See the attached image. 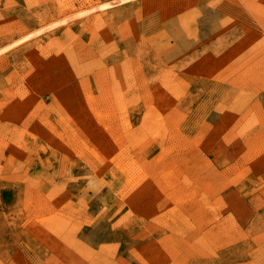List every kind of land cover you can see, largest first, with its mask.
<instances>
[{
  "label": "rangeland",
  "instance_id": "1",
  "mask_svg": "<svg viewBox=\"0 0 264 264\" xmlns=\"http://www.w3.org/2000/svg\"><path fill=\"white\" fill-rule=\"evenodd\" d=\"M113 1L0 0V264H264V0Z\"/></svg>",
  "mask_w": 264,
  "mask_h": 264
},
{
  "label": "bare ground",
  "instance_id": "2",
  "mask_svg": "<svg viewBox=\"0 0 264 264\" xmlns=\"http://www.w3.org/2000/svg\"><path fill=\"white\" fill-rule=\"evenodd\" d=\"M118 1H120V0H114L113 2H104V3H102V5H99L98 7L97 6H94V4L93 5H91V6H89L90 8L88 9V7L87 8H81V9H79V10H77V11H73L74 13H72V12H67L68 13V16L66 17H64V15L65 14H67V13H65L64 12V10L63 11H61L59 8H57L55 11L53 10V11H50V12H48L46 15L47 16H52V12H57V13H59L58 15H59V17H61L60 18V21H65L66 22V24H70V25H68L67 27H65V30H69V31H71V25L72 24H74V21L75 20H77V19H80V18H82L81 20H80V23L82 24V28L84 29V28H88V27H91L94 23H96V22H98L99 20H98V17H96V15L94 16V14H96V13H101L102 11H104V10H106L107 8H105L106 6H108L109 4H111V3H117ZM163 1H167V0H147L146 1V3H144L143 5H145L146 7L148 6V7H151L150 5L152 4V3H160V2H162V4H163ZM168 2V1H167ZM170 2V1H169ZM85 4V3H84ZM173 4H174V2H173ZM173 4H171V5H173ZM159 5H161V3L159 4ZM170 5V4H169ZM170 5V6H171ZM152 6H154V5H152ZM156 6V5H155ZM155 6H154V8H155ZM157 7L158 6H156V9H157ZM166 7V6H165ZM175 7V6H174ZM105 8V9H104ZM151 8H153V7H151ZM162 8V7H161ZM167 8V7H166ZM169 8V7H168ZM109 9V8H108ZM158 9H159V7H158ZM145 10H147V8H145ZM144 10V11H145ZM149 10H151V9H149ZM149 10H148V12H149ZM154 10V9H153ZM152 10V11H153ZM165 10V9H164ZM66 11V10H65ZM155 11V10H154ZM160 11V10H159ZM163 11V10H162ZM121 11L119 10V12L118 11H116L114 14L116 15H119V13H120ZM142 12V11H141ZM147 12V11H146ZM161 13H163L164 14V12H161ZM63 14V15H62ZM142 14V13H141ZM144 14V13H143ZM89 15V16H88ZM152 15V14H151ZM160 15V14H159ZM158 15V16H159ZM63 16V17H62ZM125 16V15H124ZM144 16V15H143ZM161 16V15H160ZM84 17V18H83ZM141 17V16H140ZM67 18V19H66ZM74 18V19H73ZM146 18H147V16H146ZM67 20V21H66ZM72 20H74L73 22H72ZM69 21V22H68ZM160 21V20H159ZM161 22V21H160ZM160 22H154L153 20H151L150 18H148V19H146L145 20V23L143 24V29L145 30L147 27H148V23H151V24H154V25H160L161 23ZM127 24V23H126ZM103 25H105V24H103ZM134 25V24H133ZM162 25V24H161ZM99 27H100V25H99ZM104 27V26H103ZM132 27V26H131ZM101 28V27H100ZM99 28V29H100ZM92 29V28H91ZM87 30V29H86ZM95 30V29H94ZM92 31H93V29H92ZM97 31H99V30H97ZM132 31H134V30H132ZM90 32H91V30H90ZM96 33V32H95ZM97 34V33H96ZM95 34V35H96ZM76 36H77V34H75ZM90 35H91V33H90ZM90 35H88V38H89V36ZM92 36V35H91ZM93 36H94V31H93ZM90 39H92V37H90ZM82 41H84V40H82ZM92 41V40H91ZM90 42V41H89ZM82 43V42H81ZM80 62V61H79ZM113 66V65H112ZM103 68V67H102ZM107 68V66H105V69ZM151 74H149V78H151V81L152 82H154V80H157V85L156 86H154V85H152V87H150L151 88V91L152 92H150V93H152V100H156L157 99V95H156V93L158 92L159 93V91H160V89H162V88H165V89H174V88H179V87H182V86H189V84H190V80H189V78H188V80H187V78H186V80H184V79H177L176 77H178V75L180 74L178 71H175V73L174 72H171V73H168V74H166V75H164V78L163 79H160V80H158V78H157V76L158 77H160L161 76V74H157V72L156 71H151L150 72ZM181 74H184L183 76H186V75H188L187 73H181ZM216 74H217V72H216ZM108 75V74H107ZM198 75V74H197ZM111 76H114V80H113V82L112 83H110L109 85H111V87L113 86V88L114 87H116L117 86V81H119V80H116V75H113V74H111ZM163 76V75H162ZM162 76H161V78H162ZM199 76V75H198ZM85 77V76H84ZM100 77V76H99ZM187 77V76H186ZM189 77V76H188ZM79 78V77H78ZM154 78H156V79H154ZM184 78V77H183ZM195 78V77H194ZM199 78V82L196 80V81H192V82H194L195 83V85H198V84H205L204 83V80H203V77H202V75L201 76H199L198 77ZM98 80V79H97ZM221 80V79H220ZM82 82V81H84V79H81V80H79V82ZM89 83V82H88ZM102 86V85H101ZM120 88H121V86H120ZM164 89V90H165ZM199 89V88H198ZM148 90V89H147ZM146 90V91H147ZM150 90V89H149ZM181 90H183V89H181ZM87 92L86 93H82V99H83V101H90L91 100V98H92V90H91V87H90V85L88 86V88H87V90H86ZM109 91H110V89H109ZM185 91V90H184ZM201 91H203L202 89H201ZM84 92V91H83ZM113 92V91H112ZM63 93H64V91H63ZM80 93V92H79ZM102 93V92H101ZM143 93V92H142ZM162 93H163V91H162ZM167 93V92H166ZM194 93H196V92H194ZM201 93V92H200ZM160 94V93H159ZM164 95H166L165 94V92L163 93ZM178 94V93H177ZM98 95V94H97ZM134 95V94H133ZM143 95V94H142ZM142 95H140V97H142ZM148 95H149V93H148ZM162 95V94H161ZM161 95L159 96V97H161ZM167 95H168V93H167ZM166 95V96H167ZM180 95V94H179ZM178 95V96H179ZM193 95V94H192ZM191 95V96H192ZM137 96V95H136ZM136 96H134V98L136 97ZM147 96V95H146ZM146 96L144 97L145 98V101H148V100H150V96L148 97V98H146ZM172 96V95H171ZM170 96V97H171ZM177 96V97H178ZM183 96V95H182ZM194 96V95H193ZM196 96V95H195ZM99 97V96H98ZM112 97V96H111ZM111 97H109V98H111ZM170 97H168V98H170ZM190 97V96H189ZM95 98H97V96H95ZM128 98V97H127ZM132 98V97H131ZM131 98H129V99H131ZM133 98V99H134ZM162 98H165V97H162ZM168 98H166V100L168 99ZM173 98H175V97H173ZM181 98V97H180ZM98 99V98H97ZM106 99V98H105ZM115 100V101H119V102H122L123 100H124V98L123 97H120V96H116V97H112L111 98V100ZM137 100H142L141 98H136ZM136 99H134V101L136 100ZM95 100V99H94ZM132 100V99H131ZM158 100V99H157ZM165 100V99H164ZM165 100V101H166ZM97 101V100H96ZM95 101V102H96ZM100 101V100H99ZM159 101V100H158ZM164 101V102H165ZM169 101V100H168ZM129 102V101H128ZM150 102V101H149ZM162 102H163V100H162ZM161 102V103H162ZM167 102V101H166ZM175 101H173V103H174ZM187 102V101H186ZM32 103V102H31ZM61 103V102H60ZM118 103V102H117ZM124 103V102H123ZM152 103H153V101H152ZM159 103H160V101H159ZM170 103V102H169ZM172 103V100H171V103L170 104H173ZM176 103V102H175ZM62 104V103H61ZM76 103L74 102V105H75ZM92 104V103H91ZM95 104V103H94ZM102 104H104V103H102ZM120 104V103H119ZM125 104H128V103H125ZM134 104V103H133ZM153 104H155V103H153ZM156 104H158V103H156ZM155 104V105H156ZM165 104V103H164ZM167 104H168V102H167ZM178 104V103H177ZM186 104H189V103H186ZM85 105V104H84ZM93 105V104H92ZM114 105V104H113ZM121 105H122V103H121ZM147 105V104H146ZM64 106V105H63ZM87 106V105H86ZM99 106V105H98ZM149 106V105H148ZM151 106V105H150ZM154 106V105H153ZM160 106H162V104L160 105ZM158 107L160 110H161V107ZM170 106V105H169ZM168 106V107H169ZM172 106H174V105H172ZM185 106V105H184ZM184 106H181V107H184ZM35 107V106H34ZM116 107V106H115ZM157 107V106H156ZM163 107H165V105H163ZM171 107V106H170ZM65 108V107H64ZM100 108V107H99ZM121 108V107H120ZM149 108H151V107H149ZM67 109V108H66ZM65 109V110H66ZM90 109H92V108H90ZM117 109V108H116ZM165 109V108H164ZM176 109L177 110H175V111H178V108L176 107ZM181 109V108H180ZM185 109V108H184ZM188 110H189V108H187ZM187 109H185L186 111H187ZM15 110V109H14ZM123 110V109H122ZM158 110V109H157ZM117 111V110H116ZM170 111H172V110H170ZM169 111V112H170ZM68 112V111H67ZM157 112V111H156ZM162 112V111H161ZM168 112V111H167ZM178 112H180V110L178 111ZM185 112V111H184ZM188 112V111H187ZM119 113V112H118ZM124 113V112H123ZM126 113V112H125ZM143 113V112H142ZM160 113V112H159ZM166 113V112H165ZM171 113H167V117H171V116H168V115H170ZM178 114V113H177ZM177 114H175L176 116H178ZM181 113H179V115H180ZM10 115H12V114H10ZM14 115V114H13ZM114 115V114H113ZM113 115H111V116H113ZM172 115V114H171ZM126 116H127V114H126ZM125 116V117H126ZM182 116H183V114H182ZM27 117H29V116H27ZM167 117H165V119H168ZM12 118H14V117H12ZM108 118V117H107ZM119 119H120V117H118ZM123 118V117H122ZM175 118V117H174ZM79 119V118H78ZM82 119V118H81ZM125 119H127V118H125ZM172 119V118H171ZM170 118H169V120H171ZM175 119H182V118H175ZM72 120V119H71ZM89 120V119H88ZM109 120V119H108ZM113 120H115V119H113ZM112 120V118H111V121H113ZM172 120H174V119H172ZM28 121V120H27ZM50 121V120H49ZM95 121V120H94ZM105 122H106V120H104ZM110 121V120H109ZM108 121V122H109ZM118 121V120H117ZM127 121H129V120H127ZM36 122V121H35ZM115 122V121H114ZM162 122L163 123H165L163 120H162ZM169 122V121H168ZM25 123V122H24ZM50 123H52L51 121H50ZM75 123V122H74ZM110 123V122H109ZM108 123V124H109ZM121 123V122H120ZM173 123H176V121L174 122L173 121ZM172 123V124H173ZM178 123H179V121H178ZM26 124V123H25ZM28 125H29V123H27ZM53 124V123H52ZM107 124V123H106ZM107 124V125H108ZM111 124V123H110ZM171 124V125H172ZM98 125V124H97ZM170 125V126H171ZM174 125V124H173ZM74 126H75V124H74ZM76 126H77V124H76ZM75 126V127H76ZM120 125H118L117 127H119ZM169 126V127H170ZM31 127V126H30ZM74 127V128H75ZM107 127V126H106ZM173 127V126H172ZM176 127V126H175ZM26 128H27V126H26ZM25 128V129H26ZM94 128H96V127H94ZM99 128V127H98ZM112 128V127H111ZM73 129V128H72ZM77 129H78V127H77ZM76 129V130H77ZM93 129V128H92ZM113 129V128H112ZM120 129H121V127H120ZM171 129V128H170ZM169 129V130H170ZM172 129H175V128H172ZM172 129H171V131H172ZM23 130V129H22ZM29 130V129H28ZM46 130V129H45ZM80 130V129H79ZM79 130H77V132L79 131ZM111 130V129H110ZM122 130V129H121ZM177 130H178V128H177ZM30 131V130H29ZM61 131V130H60ZM64 131V130H63ZM66 131V130H65ZM84 131V130H83ZM91 131V130H90ZM94 131V130H93ZM107 131V130H106ZM112 131V130H111ZM114 131V130H113ZM112 131V132H113ZM117 131V130H116ZM115 131V132H116ZM123 131V130H122ZM179 131V130H178ZM44 132H46V131H44ZM48 132V131H47ZM82 132V131H81ZM92 132V131H91ZM101 132V131H100ZM110 132V131H109ZM24 133V132H23ZM58 133H59V131H58ZM60 133H62V132H60ZM80 133V132H79ZM118 133V132H117ZM137 133V132H136ZM174 133V132H173ZM47 134V133H46ZM53 134V133H52ZM92 134V133H91ZM103 134H105L104 132H103ZM115 134V133H114ZM114 134L112 135V136H114ZM181 134V133H180ZM183 134V133H182ZM20 135V134H19ZM118 135H119V133H118ZM174 135H175V133H174ZM192 135V134H191ZM49 136V135H48ZM51 136V135H50ZM59 136H61V134L59 135ZM81 136V135H80ZM111 136V137H112ZM182 136V135H181ZM89 137V136H88ZM92 137V136H91ZM120 137V136H119ZM124 137V136H123ZM122 137V138H123ZM21 138V137H20ZM61 138V137H60ZM63 138H64V136H63ZM86 138V137H85ZM109 138V137H108ZM115 138H117V136L115 137ZM181 138H183V136L181 137ZM185 138H187V136L185 137ZM190 138V137H189ZM66 139H69V138H66ZM72 139V138H71ZM74 139V138H73ZM82 139H84V138H82ZM91 139V138H90ZM89 139V140H90ZM111 139V138H110ZM184 139V138H183ZM78 140V139H77ZM103 140H104V138H103ZM106 140V139H105ZM124 140V139H123ZM189 140V139H188ZM64 141V140H63ZM68 141V140H67ZM79 141V140H78ZM91 141V140H90ZM185 141V140H184ZM60 143L62 142V141H59ZM71 142V141H70ZM72 142H74V141H72ZM71 142V143H72ZM109 142V141H108ZM112 142H115L116 143V141H112ZM125 142V141H124ZM131 142V141H130ZM9 143V142H8ZM66 143V142H65ZM92 143V142H91ZM99 143H101V142H99ZM114 143V145H116ZM121 143L123 144V142L121 141ZM63 144V143H62ZM67 144V143H66ZM73 144V143H72ZM78 144H79V142H78ZM108 144V143H107ZM125 144V143H124ZM123 144V145H124ZM182 144H184V142L182 141ZM77 145V144H76ZM106 145V144H105ZM126 145V144H125ZM7 146H8V144H7ZM14 146H16V145H14ZM63 146V145H62ZM79 146H80V144H79ZM103 145H101V147H102ZM119 146V145H118ZM117 146V147H118ZM64 147V146H63ZM70 147V146H69ZM74 147V146H73ZM93 147H94V145H93ZM111 147H112V145H111ZM110 147V148H111ZM122 147V146H121ZM120 147V148H121ZM78 147H76V149H77ZM95 148V147H94ZM66 149V148H65ZM67 149H69L68 151H70V148H67ZM74 149V148H73ZM102 149H103V147H102ZM101 149V150H102ZM122 149V148H121ZM126 149V148H125ZM118 149H116V151H117ZM120 150V149H119ZM127 150H128V148H127ZM72 151V150H71ZM96 151H98V149L96 150ZM103 151V150H102ZM122 151V150H121ZM126 151V150H125ZM67 152V151H66ZM75 152H76V150H75ZM110 152V151H109ZM12 153H13V151H12ZM113 153V152H112ZM116 153V152H115ZM68 154V153H67ZM108 154V153H107ZM117 154V153H116ZM119 154V153H118ZM124 154V153H123ZM122 154V155H123ZM104 155V154H103ZM115 155V154H114ZM125 155V154H124ZM117 156V155H116ZM108 157H110V156H108ZM119 157V156H118ZM103 158V157H102ZM112 158H113V156H112ZM121 158H123V157H121ZM106 160V159H105ZM118 161H121V160H119L118 159ZM111 162V161H110ZM109 162V163H110ZM105 163H107V162H105ZM104 163V164H105ZM108 163V164H109ZM107 166V165H106ZM97 171H99V170H97ZM103 172V171H102ZM11 176V175H10ZM193 177V176H192ZM180 179V178H179ZM182 179V178H181ZM180 179V180H181ZM193 180V179H192ZM190 181V180H189ZM179 182V181H178ZM185 183V182H184ZM174 184V183H173ZM177 183H175L174 185H176ZM187 184V183H186ZM193 184H194V182H193ZM205 184V183H204ZM187 185H189V184H187ZM180 186V185H179ZM182 187H183V184L181 185ZM180 186V187H181ZM194 186H196V185H194ZM178 187V186H177ZM177 187H175V188H177ZM191 187L192 186H190L189 187V189H191ZM198 187V186H197ZM173 188V187H172ZM174 188V189H175ZM178 189H180L179 187H178ZM178 189H177V191H178ZM193 189V188H192ZM195 189H197L196 187H195ZM194 189V190H195ZM176 190V189H175ZM181 190H184V189H181ZM180 191V190H179ZM187 191V190H186ZM198 191V190H197ZM196 191V192H197ZM181 192V191H180ZM170 194V193H169ZM175 194V193H174ZM180 194V193H179ZM171 195V194H170ZM172 196V195H171ZM177 196V195H176ZM178 197V196H177ZM171 198V197H170ZM173 198V197H172ZM175 198V197H174ZM168 199V198H167ZM171 200V199H170ZM169 200V201H170ZM171 202V201H170ZM173 202V201H172ZM172 205V204H171ZM47 211V210H46ZM51 210H49L48 209V212H50ZM52 215V214H51ZM50 215V216H51ZM49 216V215H48ZM43 218V217H42ZM44 219V218H43ZM25 228H27L26 226H25ZM176 263V262H175Z\"/></svg>",
  "mask_w": 264,
  "mask_h": 264
}]
</instances>
